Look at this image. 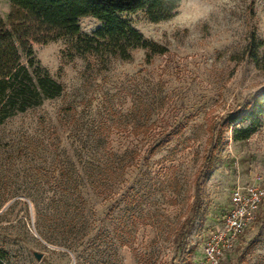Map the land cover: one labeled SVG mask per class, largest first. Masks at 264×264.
<instances>
[{"label": "rangeland", "instance_id": "rangeland-1", "mask_svg": "<svg viewBox=\"0 0 264 264\" xmlns=\"http://www.w3.org/2000/svg\"><path fill=\"white\" fill-rule=\"evenodd\" d=\"M11 11L0 0L6 23ZM127 18L168 53L33 46L64 92L0 127V264H198L234 189L264 187V119L247 141L227 128L264 88V61L250 56L264 0H183L167 21ZM102 26L80 20L83 36ZM82 180L85 214L64 224ZM222 264H264V205Z\"/></svg>", "mask_w": 264, "mask_h": 264}, {"label": "trees", "instance_id": "trees-1", "mask_svg": "<svg viewBox=\"0 0 264 264\" xmlns=\"http://www.w3.org/2000/svg\"><path fill=\"white\" fill-rule=\"evenodd\" d=\"M9 1L12 11L7 23L0 14V127L64 92V86L36 61L35 44L77 38L79 52L97 57L108 55L127 61L136 49L145 50L149 58L165 55L168 49L146 40L127 17L144 13L152 23L167 21L175 16L183 0ZM86 17L103 24L91 36L81 33L80 20ZM250 45L251 59L260 66L264 61V40L253 36ZM263 119L264 88L255 94L245 112L229 119L227 128L233 131L235 141H247L263 126ZM76 188V194L64 197V202L70 200L77 210L64 214V224L85 214L90 196L87 181L78 182Z\"/></svg>", "mask_w": 264, "mask_h": 264}, {"label": "built area", "instance_id": "built-area-1", "mask_svg": "<svg viewBox=\"0 0 264 264\" xmlns=\"http://www.w3.org/2000/svg\"><path fill=\"white\" fill-rule=\"evenodd\" d=\"M264 205V187H237L219 229L205 246L198 264H222L234 251L245 232L255 223Z\"/></svg>", "mask_w": 264, "mask_h": 264}, {"label": "water", "instance_id": "water-1", "mask_svg": "<svg viewBox=\"0 0 264 264\" xmlns=\"http://www.w3.org/2000/svg\"><path fill=\"white\" fill-rule=\"evenodd\" d=\"M34 255H35V257H36V259H37L38 261H41L42 258H43V255H41V254H39V253H35Z\"/></svg>", "mask_w": 264, "mask_h": 264}]
</instances>
